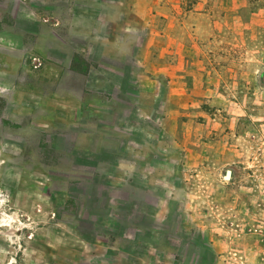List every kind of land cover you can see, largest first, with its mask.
<instances>
[{
  "label": "rangeland",
  "instance_id": "obj_1",
  "mask_svg": "<svg viewBox=\"0 0 264 264\" xmlns=\"http://www.w3.org/2000/svg\"><path fill=\"white\" fill-rule=\"evenodd\" d=\"M0 264H264V0H0Z\"/></svg>",
  "mask_w": 264,
  "mask_h": 264
}]
</instances>
